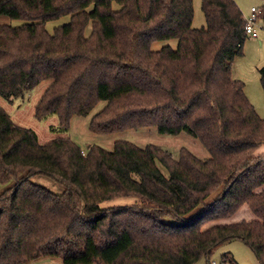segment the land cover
Wrapping results in <instances>:
<instances>
[{"label": "trees", "instance_id": "trees-1", "mask_svg": "<svg viewBox=\"0 0 264 264\" xmlns=\"http://www.w3.org/2000/svg\"><path fill=\"white\" fill-rule=\"evenodd\" d=\"M202 11L197 29L193 0H0V16L27 22L0 26L2 98L50 82L35 115H57L60 133L106 102L94 134L156 127L196 137L210 154L182 148L177 160L126 141L85 152L71 137L40 144L0 108V185L14 183L0 195V264H196L233 240L264 264V119L233 78L247 22L234 0H202ZM171 40L176 50L152 49ZM40 175L64 193L33 183ZM118 200L136 204L104 206ZM244 206L256 219L220 223Z\"/></svg>", "mask_w": 264, "mask_h": 264}, {"label": "rangeland", "instance_id": "rangeland-1", "mask_svg": "<svg viewBox=\"0 0 264 264\" xmlns=\"http://www.w3.org/2000/svg\"><path fill=\"white\" fill-rule=\"evenodd\" d=\"M238 3L246 18L249 17L251 9L253 7L261 8L264 6V0H234ZM194 2V28L206 27V18L202 11V0H193ZM115 8H119L115 5ZM71 16H66L58 20H53L47 24V30L51 34L58 27L66 26L71 21ZM23 20H11L7 16H0V26L11 25L13 27H20L26 24ZM259 39H252L248 37L245 47L246 53L244 57L237 58L235 62V69L233 71V78L235 80L241 79L246 85V93L249 95L251 101L254 103L259 113L264 116V92L261 85V78L257 68L264 67V26L259 23L258 28ZM91 32V27L87 29V34ZM258 38V37H257ZM171 47L176 50L178 46V40L160 41L153 45L152 49L155 51H161L164 47ZM234 63V62H233ZM50 82L41 83L35 90L26 92L21 99L5 100L0 96V108L8 113L14 123L20 127H25L34 131L38 136L40 144H47L53 141L57 137L72 138L81 148L86 152L90 146L103 147L109 151L114 149L117 141H126L134 143L142 148L148 145H157L170 152L173 158L179 160V154L182 148H186L191 151L197 157L207 160L210 159V154L203 144L191 135L181 132L177 135L174 134H161L156 127H147L132 129L129 131L116 132L111 135H96L91 129H89L90 123L93 117L100 112V110L106 105V102L100 103L90 115L85 117L76 116L72 120L69 133H60L57 126L59 124V118L57 115L50 116L43 120H37L35 110L40 98L50 87ZM163 174H167L166 169L163 166H159ZM168 175V174H167ZM33 183L41 185L51 192L62 194L64 193V187L58 182L52 179L40 175L36 176L32 180ZM13 182L8 185H0V195L7 192L10 187L13 186ZM136 204V200H118L104 206H133ZM256 219L249 207L244 206L237 214L228 218V220L221 221L220 223H238L243 220ZM231 258L237 264H259L254 252L249 247L238 240L229 241L222 246L214 249L210 261L203 258L196 264H221L223 258ZM60 258L42 257L27 264H58L61 263Z\"/></svg>", "mask_w": 264, "mask_h": 264}, {"label": "built area", "instance_id": "built-area-1", "mask_svg": "<svg viewBox=\"0 0 264 264\" xmlns=\"http://www.w3.org/2000/svg\"><path fill=\"white\" fill-rule=\"evenodd\" d=\"M263 8L264 6L261 8L253 7L251 9L249 17L245 19L247 22V27H246L247 36L250 38L254 39L258 37L257 30L259 28V23H261Z\"/></svg>", "mask_w": 264, "mask_h": 264}, {"label": "crops", "instance_id": "crops-1", "mask_svg": "<svg viewBox=\"0 0 264 264\" xmlns=\"http://www.w3.org/2000/svg\"><path fill=\"white\" fill-rule=\"evenodd\" d=\"M236 2V1H235ZM239 5V4H238ZM239 7H240V9H241V11H242V13H243V10H242V8H241V6L239 5ZM250 15V14H249ZM243 16H244V13H243ZM244 18L246 19V16H244ZM258 35H259V33H258ZM252 39V41H254V39L253 38H251ZM256 39H259V36H258V38H256ZM246 43V42H245ZM245 53H246V47H245V44H244V52H243V54L242 55H240V57H244V55H245ZM237 58H239V57H237ZM237 58H235V60H234V65H233V71H234V69H235V62H236V60H237ZM260 68H257V70H259ZM239 80H241V79H239ZM245 94H247L246 93V85H245ZM247 96H248V98H249V100L251 101V99H250V97H249V95L247 94ZM251 103L253 104V106L255 107V109H257L256 108V106L254 105V103L251 101ZM257 111H258V109H257ZM258 113H259V111H258ZM260 114V113H259ZM260 116L264 119V116H262L261 114H260ZM257 154H259V155H262V154H264V146H262L261 148H259V150L257 151ZM248 207V206H247ZM253 220V219H252Z\"/></svg>", "mask_w": 264, "mask_h": 264}]
</instances>
